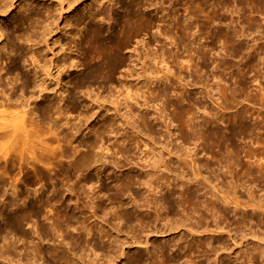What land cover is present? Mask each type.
<instances>
[{
  "label": "bare ground",
  "instance_id": "6f19581e",
  "mask_svg": "<svg viewBox=\"0 0 264 264\" xmlns=\"http://www.w3.org/2000/svg\"><path fill=\"white\" fill-rule=\"evenodd\" d=\"M15 1L17 0H0L2 3L0 13L9 14L14 8ZM53 1L56 2L57 10H62L65 5L71 8L87 0ZM146 1L118 0L116 3L120 4L122 13L113 14V8L105 9L104 6L112 5L114 0H93L92 3H97L100 8L95 10L90 4L91 9L85 15L79 16V22L88 19L83 50L84 69L81 75L65 82L70 87L66 95L64 91L57 94L54 88V91L52 92L51 88L52 93H49L47 77L53 75L50 67H56V86H61L62 80L59 76L66 68V63L70 60L69 65L77 67V62L73 59L63 60L59 65H55L52 60L49 68H46L45 64L40 63L39 52L32 50V65L26 73L22 65L17 63L21 54L12 56L5 52L8 57L0 56V264L2 262L6 264H111L125 254L124 244H137L139 248V244L146 246L144 253L130 257L127 262L130 264H192L194 260L190 256L192 253L196 254L195 259L199 258L196 262L194 260V264H219V260L223 259L220 252L227 249L225 241L221 238L222 234H226L233 240V245L236 243L230 231L226 230V226L229 225V221H226L231 214L235 217V222L241 228L244 237L248 235L255 237L258 245L254 248L252 245L253 251L250 250L249 253L246 252L249 249L245 251L242 246L239 247L245 251L240 255L242 262L239 258H235V263L231 262L232 259L229 261L227 258H230L232 254L228 253L227 261L222 264H254L255 259L264 262V161H262L264 160V136L256 137V143L260 145L258 148L240 146L241 144L237 143L247 136H250L251 140L254 139V129H251L253 127L250 128L243 123L248 115L252 116L254 113L244 106L233 113L206 108L197 100L196 94H186L191 82L183 81L182 75L185 71L193 70L192 84L203 87L200 93L204 96L212 97L211 87L199 74L194 54L190 53V49L205 58L206 53L214 49L215 42L219 39L221 41V37L224 36L226 52L233 59L245 58V64L240 63L238 59L240 64L236 70L235 88L225 84L217 88L219 97L214 99L218 103V109L227 110L230 107H237L244 100L250 102L259 100L264 103V86L260 83L257 94L240 98L251 83L249 76L247 77L248 73L253 72L251 78L254 81L264 77V73L259 71L258 53H252L258 49L264 51V46L255 48L254 44L253 47L251 43V46L249 44L250 41L255 43V35L259 34V31L260 34L257 36L264 38V26L254 18V15L253 17L245 15L244 22L247 26L246 24L241 26L243 28L240 31L236 28L230 29L228 26L225 33L220 29H213L210 48L207 50L203 49L204 46L200 43L198 46H193L192 43L189 45L186 42L187 36L197 38L202 35L203 29H210L215 20L223 22L224 16L219 12L225 8L228 10L231 2L239 6V12L243 11V15L248 7L250 13H256L264 18V0H188L190 5L185 11L199 22L197 33H195L196 24L194 25L193 20L186 21L187 19L182 20L175 16H169L168 27H160L159 33L155 32L154 29L159 28V24L154 17L142 10ZM209 7L211 12H206ZM46 9L44 8V11H47ZM205 12L204 19L200 21L199 14ZM107 13L111 15L109 17L111 23L116 24L117 27L105 34L104 28L93 22L99 15ZM47 16L51 18L50 22L47 20L48 17L42 19L34 13L21 19L23 23L29 24L30 33L23 37L32 46L41 41L44 42L46 49L49 48L46 36L56 21V15L48 12ZM159 20L163 21V18ZM67 25L69 26V23ZM68 34H70L69 31L66 32V35ZM175 34L188 53L186 59L174 55L170 61L166 54H170L171 49L164 47L166 44L162 42V39L169 38L171 43V35L173 37ZM2 35L0 31V37ZM238 36L240 37L238 41H244L241 43H246L245 40L250 39L249 42L247 41L248 44L235 43ZM250 36L252 37L249 38ZM158 43H160L158 51L161 49L159 54L157 50L152 51L151 48ZM127 49L130 51L129 58L127 56L130 60L128 64L124 57V51ZM61 52L66 56L63 50ZM4 61H8V64L5 62L7 64L5 66L2 65ZM221 62L219 63L225 65V68L226 66L234 67V63L231 64L229 61ZM171 63L175 64L176 71L171 70L173 66ZM126 65L128 68L124 69L120 80L121 88L114 87L108 97L101 98L99 94H96V97L90 99L88 96L84 110H79L76 93L86 90L87 95H90L93 91L92 86L88 84L90 79H101L112 83L114 73ZM44 68L47 71H44ZM30 72L31 77L28 76ZM40 72L43 77L39 74ZM171 80H177V84L182 86V89H179V85L175 86L178 95L176 101L170 98L168 89L162 86ZM140 83L142 85L139 86ZM154 83L161 85L159 84L160 86L156 89L151 88ZM141 86L145 88L142 89ZM158 100H163V108L160 110L158 108L159 111L154 110L157 111V114L154 113L156 114L154 120L156 119L157 123L165 127L163 136L167 138V141L164 145H158L159 143L153 140L152 125L155 124L149 122L151 120H149L148 111L144 112L148 110L149 102H153L154 106L158 104ZM133 106H138L141 112L136 120L132 113ZM165 107L172 108L173 120L169 119L170 124H168L178 123L181 131L180 144L177 143L178 138L173 137L174 134L170 131L168 124L166 125L168 116L163 115ZM127 109L130 115L127 114ZM74 113H77L75 118L82 117L86 122L92 119L86 124L87 132L83 135L80 128L71 122ZM200 113L203 116L201 121L198 120ZM261 121L264 124V117ZM136 122H139L146 131L138 129ZM221 123L225 125L222 127ZM121 130L125 132L122 133ZM125 140L134 147L125 145L127 144ZM200 141L204 145L203 149L212 153L215 161H200L198 151L194 149ZM141 147H145L146 150L140 157L136 149L139 151ZM132 148H136L135 151ZM136 153L140 157V162L142 161L141 167H138L140 171L139 169V172L135 169L128 170L127 174L118 177L119 179L116 178L114 184L108 183L111 177L106 173V164H113L114 168L118 169L133 164L137 168L139 161L133 160L137 155L135 157L132 155ZM242 153L247 161L239 158ZM119 154L121 158H117ZM62 158L67 159L71 171L64 167ZM254 158H256L255 163L251 161ZM53 164L60 166L61 175L67 182L72 176L78 178L74 181L76 183L72 182V185L65 189L70 196L69 202L67 203L60 193V188L64 184L55 185L48 197L42 195L33 199H29L28 195L23 197L19 192V185L21 183L24 186L42 184L43 179L51 181L50 174L42 167L51 172L54 170ZM92 167L96 168L95 172L91 169ZM223 168L222 174L217 172ZM23 170L26 175L25 183L21 182L19 177ZM255 173L258 174L256 177ZM35 177H38L37 182L33 179ZM256 181L260 184L263 182V185H259L263 186L262 193H256L259 192L256 191L259 189L257 186L259 183L254 184ZM97 183H99L98 188L95 187ZM253 184L258 188L255 189ZM79 188L84 194L88 190H91L90 193L93 194H96V191L103 193L100 196L111 192L110 197L107 198L109 200L107 213L111 214L113 223H104L107 224L105 227L101 223L104 219L100 220L98 229L101 235L98 237H94V230L99 222L95 220V224L91 225L90 221L96 217L99 218L98 208L106 212L105 202L99 199L95 203L92 199L94 197L89 198L93 194H88L90 200L86 201L87 195L83 197ZM240 189H243L245 193L242 192L246 195L239 194ZM32 190L37 192L36 188ZM126 194L131 200V205L128 204L129 209L124 208L125 205L128 208L127 203H130L125 204ZM98 198L101 197L98 196ZM70 202L74 204L79 215L76 211H68ZM13 207L16 212L15 210L12 212ZM45 209L48 213L43 214ZM79 217L81 218L79 226L71 228V222L77 221ZM30 221L33 225L28 231L24 227ZM45 221L47 223L49 221L50 225L47 226ZM180 227H185L188 234L191 233L198 239L196 237L194 240L187 239V244H184L186 242L184 238L190 235L180 236L184 232L172 242L156 243L154 239L151 241L148 238L151 233H155L156 236L159 233L164 235ZM124 228H126L125 231ZM67 230L71 231L69 239L66 237ZM122 232L125 233L120 237L119 234ZM36 233L37 236L34 238ZM143 233H145V241L138 238L142 237ZM196 233L210 235L203 239ZM56 237L62 238L60 244L54 243ZM102 237L107 241H103ZM240 237L239 239H244L243 234ZM100 239L105 243H101ZM51 241L52 246H43ZM19 242L21 244L17 245ZM29 243H31L30 246H28ZM185 249L188 254L190 253L189 259H183L187 253ZM45 257L53 260L45 262Z\"/></svg>",
  "mask_w": 264,
  "mask_h": 264
},
{
  "label": "rangeland",
  "instance_id": "374dc122",
  "mask_svg": "<svg viewBox=\"0 0 264 264\" xmlns=\"http://www.w3.org/2000/svg\"><path fill=\"white\" fill-rule=\"evenodd\" d=\"M92 1L93 0H87L84 3H81L79 5H74L71 8L67 5H65L64 9H62V10H60L59 8H58L59 10H57L56 2L53 0H17V1H15L14 8L12 9V11L9 14L0 13V31L3 33V35L0 37V49H1L0 50V56L1 57H3L4 55L6 56L7 54L9 55V53L12 56H15V55L18 56L21 54V56H19L21 58H20V60H17V63L20 64V66L22 65L21 67H23L24 72L29 71L31 68V65H32L31 64L32 63L31 52H32V50L33 51L36 50L37 53L39 52V54L41 56L40 57V63L42 65L45 64L46 68H49L52 60H54L55 65L56 64L59 65V64H62L63 60L67 59V61H68L69 58L73 59L75 62H77V67L76 68L71 67L69 65L70 60L68 61V63H66V68L60 73V76H59L60 80H62V82H61L62 85L60 84L61 86H56V83H57V81L55 80L57 77L56 67H54V66H53V68L50 67L53 75H52V77H49V78L47 77L49 93H52L54 90L55 91L57 90V94H59L61 91H64V94L66 95L70 87L67 86L65 82H69L75 76L81 75L83 72V69H84L83 61L85 60V54L83 53V50L85 49L84 39L86 38V33H87L86 29H87L88 19L86 21H83V22H79L78 19H79L80 15H85L86 12L91 9L90 4L92 5V8L95 10L100 8L97 3H95V2L92 3ZM116 1H118V0H114V3L112 5H105L104 7H105V9L113 8V14H121L122 10H121L120 4L116 3ZM187 1L188 0H147L145 2V7H143L142 10L146 14H148V15L150 14V16L154 17L157 24H159V28L156 27L154 29L155 32L159 33V31H160L159 29H161L160 27H163V28H164V26L168 27L167 24H168L169 16L170 17L175 16V17H178L182 20L187 19L186 21L193 20L194 25L196 24V26H195V31H196V30H198L199 26H197V24L199 22L195 21L193 19L194 18L193 15L188 14V11H185L186 7L188 5H190V4H188ZM1 5H2V3L0 2V7H1ZM44 8H47L46 9L47 11H44ZM56 10L59 13H57ZM48 12L56 15L55 16L56 21H54L50 31L47 34L48 36H46L47 37L46 39H48V41H49V46H48L49 48L46 49L44 42H41V41L39 44L32 46L30 43L26 42L24 40V37H23L24 35L30 33L29 24H28V22L23 23L21 21V19L27 17L31 13L36 14L38 17H40L42 19H47ZM206 12H211V8L209 7L208 9H206ZM206 12L199 14L198 19L200 21L204 19ZM237 12H239V6L235 2H231L230 6L228 7V10L225 8L224 10H221L219 12L220 15L224 16L223 22H219L218 20H215V22L213 24H211V26H210L211 28L210 29L208 28L207 30L203 29L204 31L203 30H202L203 32L201 31L202 35L198 36L197 38H195L194 36H190V37L187 36L188 40H186V42H188L189 45L192 43L193 46H198V44L200 43L201 45L204 46L203 49L207 50L208 48H210V43H211L210 37L212 35L211 32L213 29H215V30L220 29L223 33H225L227 31L226 29H228L227 28V26H228L230 29L236 28V30L240 31V29L243 28V27L241 28V26H245V24L247 26V23L244 22V19L246 16L247 17H249V16L253 17V15H254V18L258 19L257 21L259 23H261V25L264 26V18H262L261 16L259 17V15H257L256 13H250L248 10V7L245 9L244 15H243V11H240L239 13H237ZM241 13H242V15H241ZM238 15H239V17H238ZM110 16L111 15L108 13L103 14V15H99L96 19H94V22H93L95 25L100 26L101 28H104V30L106 31L105 34H107L108 32H110L111 30H113L114 28L117 27L116 24H112L111 20H109ZM161 17L163 18V21L159 20ZM241 18H243V19L240 22ZM47 20H48V22H50L51 18L48 17ZM68 23H69V26L67 25ZM243 23H244V25H243ZM67 31H69L70 34L66 35ZM175 31L176 30H174V32ZM195 33H197V31ZM258 33L260 34V31ZM259 34H257V35H259ZM172 35H171V43H169L170 42L169 38L162 39V42L163 43L165 42V44H166V46L164 45V47H166L167 49H171V53L166 54V57L170 61H171V59H173L174 55H178L179 58L186 59L188 52L185 49L184 44H182L180 42V38L177 37L176 34L173 37H172ZM257 35H255V41H254L257 44V46L252 41L249 42L248 40H250V39L245 40L246 43L247 44H248V42H249V44L251 43L252 47L254 44L255 48L263 47L264 46V38H260L261 36H257ZM251 37L252 36H250L249 38H251ZM238 39H240L239 36L237 37L235 43L244 42V41L240 42V41H238ZM219 40H217L215 42L214 49L209 50L208 53H206L205 58L200 56V54L195 53L194 51H191V49H190V53H192V55L194 54V61L199 68L198 69L199 74L201 75V77L204 78V81L206 83H208L209 87H211L212 97H208L206 95L204 96L203 93L202 94L200 93L203 90V87H200L199 85H193L192 84L193 83L192 78H194L193 77V72H194L193 70H188V71H185L182 73L183 78H184L183 81L188 80V82L190 81L192 84V85L189 84L188 88L190 90L188 89L186 94H196L198 101H200L202 104H204L206 106V108L212 109L214 111H224L225 113H233L236 110L240 109L242 106L249 108V110L254 114L252 116L248 115V117L243 120V123L246 124L250 128L253 127L251 129H254V135H253L254 139L251 140L250 136H247L245 139L239 140L237 143H239V145L241 144L240 146L247 145V147L250 146L251 148H258L260 145H258L256 143V137H259L261 135L264 136V124H262L263 121H261L262 118L264 117V105H263L264 103H263V101L260 102L259 100L258 101L256 100L254 102H250V101L244 100L237 107H232V108L230 107L227 110H219L218 109V103L214 99V98L219 97V93L217 90V88L219 86L224 85V84L227 85L228 87L234 86V83L237 82V77H235L236 73H237V71H236L237 66L240 63L245 64V61H244L245 58H243V59L238 58L241 61L240 62V61H238L237 58L233 59L229 56V54L225 50L226 45H224V44H226L225 43L226 40H225L224 36L221 37V41H219ZM191 41H193V42H191ZM194 41H196V42H194ZM198 41H200V42H198ZM246 43H241V44H246ZM251 44H250V46H251ZM30 45L33 47L32 49H31ZM261 45H263V46H261ZM159 46H160V43L152 45L151 46L152 51H156V50L158 51ZM193 46H190V47L192 48ZM62 50L64 51V54H66V56L62 54V52H61ZM159 52H161V49L158 51L157 54H159ZM41 53H42V55H41ZM67 53H68V55H67ZM252 53L253 54L258 53L259 69H260L259 71H260V73L263 74L264 73V51L261 49H258ZM195 54L199 55L200 57L195 55ZM8 55H7V57H8ZM129 55H130V51L128 49L125 50L124 51V57L127 59V61H126L127 64H128V62H130V60H128ZM5 56H4V58H6ZM127 56H128V58H127ZM141 59L143 60L142 53H141ZM225 60L227 62L229 61V63H231V64L234 63V67L227 68V66H226V68H225V65H221L219 63L220 61H222L224 63ZM5 62L8 64V61H4V63H2L3 66L7 65ZM9 65H12V64H9ZM172 65L174 66V68L172 66L171 70L176 71L177 68H175V64H172ZM235 65H236V68H235ZM46 68H44V71H47ZM126 68H128V65L122 67L121 69H119L117 72L114 73L113 78H112V83H108L107 81H105V80L103 81L101 79H97V80L90 79L88 84L92 86L91 90L93 89V91L90 92V95H87L88 93L86 90H83L82 92L77 91L78 93H76L77 94L76 96H77L78 102H79V110H81V111L84 110L85 105L87 104L88 96H90L89 97L90 99H93L94 97H96V94H99L101 96V98L102 97H108L111 93V90L114 87L121 88V81L120 80H121L122 73H123L124 69H126ZM26 73H28V72H26ZM39 74L41 75V77H43L42 72H40ZM252 74H253V72L247 74V77L249 76L251 83L247 87V89L244 91L245 93L244 92L242 93L243 95L240 98H243V96H245V95L254 96L255 94H257V92L259 90V88H258L259 83L261 84V86H264V77H262L261 79H258L257 81H254L251 78ZM31 75L32 74L30 72L28 74V76L31 77ZM53 76H54V78H53ZM41 77H39V78H41ZM64 83H65V85H64ZM159 84L160 83H158V84L154 83V84H152L151 88L156 89L157 87H159L161 85V84L160 85ZM140 85H142V83H140L139 86ZM176 85L177 86L179 85V84H177V80L176 81L175 80L167 81L162 85L163 87L168 89V91L170 93L169 96L173 101H176L178 99V95L176 94V91H175ZM178 87H179V89H182V86L179 85ZM235 87L236 86H234V88ZM51 88H52V92H51ZM53 88H54V90H53ZM141 88L144 89L145 87L141 86ZM145 91H146V89H145ZM145 94L147 96L146 92H145ZM152 103L153 102H149V104H148L149 108H148V110L144 109L145 110L144 112L148 111L147 113H149V115H148L149 120H151L149 122L150 123L152 122V124H155V125L151 124L153 126V129H154V132H153L154 134L152 133V135H151L153 140L156 143H159L158 145H162V144L164 145L167 141V138H165V136H163L165 127L161 126V124L157 123V121H155L156 119L154 120V116L156 117V114H157V111L155 112L154 110H158V108L160 110V108H163V106H162L163 100H158V104H156L157 103L156 102L155 103L156 105H154V106ZM186 104H187L186 100H184V105H186ZM92 106H94V105H92ZM171 109L172 108H166V107L164 108L163 115L168 116V120L166 121L167 122L166 125L169 123V119L173 120ZM123 110H122V112H124ZM139 110L140 109L138 108V106L137 107L133 106V108H132V113L134 114L133 117L135 116V120L138 118L139 114L141 113V112H139ZM126 112H128V109L126 110ZM154 113H156V114H154ZM127 114L130 115L129 112ZM75 115H77V113H74L72 115V121L71 122L74 123L77 128H80V131H82V135H83L85 132H87V129H85L86 124L90 123L92 121V119H90L89 121L86 122L82 119V117L81 118H75L74 117ZM257 115H259V117ZM199 116L200 117L198 120L201 121L203 116L201 115V113L199 114ZM169 124H168V126L170 128V131L172 132V134H174L173 137L178 138L177 143L180 144L181 131L178 127V123L174 122L172 125H169ZM136 125H138V129H140L141 131H143V132L146 131L142 126L139 125V122H136ZM224 125H225L224 123H221L222 127ZM212 127H214V126H212ZM75 130L76 129H74V131ZM121 132L124 133L125 131L121 130ZM118 137L120 138L119 135H118ZM126 141L127 140H125V142ZM120 143H122V141ZM126 143L127 144H125V145H128L129 147H134V145H131L130 143L128 144V142H126ZM191 147H193V145H191ZM203 147H204V145L201 144V141L198 142L197 147H195V148L193 147L194 149H197L198 158L200 159V161L201 162H206V160L211 161V162L215 161V158L214 157L212 158V153H210L209 151H205L203 149ZM135 149L132 148V150H134V151H135ZM140 150H142V151H140ZM145 150H146L145 147L144 148L141 147L139 149V151L136 149L138 154L140 153L139 154L140 157L143 155V153H145ZM132 153H134V152L132 151ZM243 153H242V155L240 154L239 158L242 161L243 160L247 161V159L245 157H243V156H245ZM138 154L137 153L132 154V155H134V157L137 155V157L135 159H133V160L139 161L138 162L139 165L137 166V168L134 167L133 164L132 165L128 164L127 166L125 165V167L118 169V168H114L113 164L111 165V164L107 163L106 164V166H107L106 173L108 176L111 177L107 182L112 185V184H114L113 182H116V181H114L116 178L119 179L120 176H124L125 173L127 174V172H129L130 170L135 169V171L136 170L138 171V169H139L138 167H141L140 165H142L141 164L142 161L140 162V160H139L140 157L138 156ZM119 157H120V154L117 155V158H119ZM62 161H63L64 167L67 168L69 171H71V169L69 168V164L67 162V159L62 158ZM251 161L253 163H255L256 158L252 159ZM262 161H264V160H262ZM95 164H93V166L96 167L97 164L96 165ZM53 166H54V170L51 172L47 171L46 169H44V167H42L43 170L48 172L50 174V177H51V181L50 180L45 181L44 179L42 180L41 183L43 184V186L40 183H37L36 185H28V186H24L21 183L18 188H19V192L22 194V196L24 197V196L28 195L27 197H29V199L36 198L39 195H42L44 197H48L51 195L52 190L55 187V185L64 184L60 188V193L62 194V198L64 200H66L68 203L69 202L68 199H70L69 198L70 196L65 189L67 187L71 186L72 182L77 181L76 179H78V178L77 177L75 178L74 176H72L71 180L67 182L63 178L64 176L61 175L60 166L58 167L57 164H56V166H55V164H53ZM132 166H133V168H132ZM95 167L91 168L92 170L94 169L93 172L96 171ZM215 167L217 168V166H215ZM222 170H224V168L217 170V172L222 174ZM139 171H140V169H139ZM115 175H116V177H114ZM257 175L258 174L255 173V177ZM188 176L189 175H187V177ZM19 177L21 178V182L25 183V179H26L25 170H23V172L19 175ZM37 178L38 177L33 178L35 182L38 181ZM74 183H76V182H74ZM254 184H256V185L258 184L257 186H259V185H263V182L260 184L259 181H256ZM98 185H99V183H97L95 185V187L98 188ZM256 185L253 186V187H256L255 189L258 188ZM262 187L263 186H259V189L256 190L259 192H256V193H262V191H261ZM33 188H36L37 192H33V190H32ZM78 190L80 191V193L83 191L82 189L80 190V188ZM164 190L162 192H164ZM88 191L86 194H84L82 192L83 197H85L87 195L85 197L86 201L90 200L89 198L94 197L92 199H94L93 201H95V203L97 201H99V199H101L100 200L101 202H103V203L105 202L104 207L106 208V212H102L100 210V208H98L97 215L100 219L96 217L95 219H91V221H90L91 225L95 224L94 223L95 220H97V223L99 222L97 225V228L95 227L96 229L94 230V232H95L94 237H98L99 235H101V233H99L100 230L98 229V227L100 226V220L104 219V220H102L103 222L101 221V223L104 226L105 225L107 226V224H104V223H108V222L113 223V218L111 217V214L107 213V211H109V208H108L109 207L108 206L109 200L107 198L110 197L111 192H109L108 194H105L104 196H100L103 193L100 194L99 192L97 193V191H96V194L95 193L93 194L92 192L90 193L91 190L89 192ZM242 191H243V189H240L239 194L246 195V194H244L245 191H243L244 193ZM88 194L89 195L93 194V196L92 195L89 196ZM144 195L145 194L143 193V196ZM88 196H89V198H88ZM98 196L101 198H98ZM86 198H88V199H86ZM124 201H125V204L127 202H130V203H127V205L128 204L131 205L130 197H128L127 194H126V196H124ZM20 203H22V200H20ZM69 204H70L69 207H67V208H69L68 211H70V212L76 211L79 215V212L77 210H75L74 204L71 202ZM129 205L127 206L128 208H126V205L124 208L129 209ZM14 210L15 209L13 207L12 212H14ZM142 210H144V209H142ZM15 212H16V210H15ZM46 213H48V211L46 209H45V211L43 210V214H46ZM231 216H232V214L229 216V218L226 221V222H228V221L230 222V223L228 222L229 225H227V223H226V225H227L226 230L230 231V233L232 234V239L235 240L236 243L235 242L234 243L236 245L235 244L233 245V240L228 238V236L226 234H222L221 238L225 241V245L227 246V249H225V251L220 252V255L222 254L221 258H223V259L219 260L220 261L219 264H222V262L227 261V259H229V261H231L230 259H232L231 262L235 263V258H239L240 262H242L243 259L241 260L242 256H240V255H242V252H245L246 250L249 249L248 251H246L247 253H249L250 250L253 251L254 246L258 245L257 239H254L255 237H252V236L250 237L249 235L244 237L245 236L244 233H242L241 228L239 226H237V223L235 222V217L234 216L231 217ZM98 219H99V221H98ZM80 220H81V218L79 217V218H77V221L76 220L72 221L71 222L72 223L71 228L74 226H79ZM30 223H31V221L29 222V224L25 225L24 229H26L28 231L31 230V228H32L31 225H33V224H30ZM48 223H49V221H48ZM48 223H47V221H45V224L47 226L50 225ZM236 227H238V228H236ZM184 229H185V227L184 228L180 227V229L178 228L176 231L174 230L173 231L174 233L171 232V233H167L164 235L163 234L161 235L159 233V235L157 234L158 237L156 236L155 233L154 234L151 233V234H149L150 236L148 235L149 236L148 238L151 241L154 239L153 241L156 243H162V242H168V241L172 242V241L177 240V238L179 237V234L184 232L183 233L184 235L182 234L180 236H186V235L190 234L189 236H187L188 238H186V237L184 238L186 241L184 244H187L189 239L194 240V237H196V236L195 235L192 236L191 233L188 234V232H186V229L185 230ZM68 230H67L68 234L66 233L67 234L66 237H68V239H69V238H71L69 236L71 231L68 232ZM123 230L125 231L126 228H124ZM32 231H36V229L35 230L32 229ZM32 231H30V232H32ZM185 232L187 234H185ZM124 233L125 232L120 233L119 236L122 237ZM144 234L145 233H143V235L141 234L142 237L141 236L138 237L139 239L142 238V240L140 239L141 241H145V239H144L145 235ZM242 234H243L244 239H239L240 236L242 237ZM196 235L197 236L201 235V237L203 239H205L206 236H208L210 234L205 235V234H200V233L197 234L196 233ZM216 235H217V233H216ZM35 236H37V233H36V235H34V238H35ZM71 236H73V234ZM102 238H103V241H105V242L107 241V239H104V237H102ZM105 238H107V237H105ZM61 239H62L61 237H56V239H54V243L56 242L55 244H60ZM120 239H122V241H124L123 238H120ZM196 239H198V237H196ZM103 241L101 243H105ZM126 242H127V240L125 241V243ZM255 242H256V244H255ZM20 244L21 243L19 242L17 245H20ZM52 244H53V242L51 241L49 244L45 243L43 246L46 245L45 247H50V246H52ZM260 244H263V243H260ZM30 245H31V243L28 244V246H30ZM252 245H253V248H252ZM138 246H140V248L137 247V244H135V245L134 244H131V245L130 244H126V245L124 244L123 247H124L125 254L120 257L121 260L119 259L118 261H114L113 263L115 264V262H116V264H130V263H127L128 260L130 259V257L132 258V257L139 256L140 253L142 254V252L145 251L144 249L146 246L140 245V244ZM241 246H242L243 250H245V251H242V248L241 249L239 248ZM185 251H186V249H185ZM186 252L187 253L185 256H183V259H189L190 258L188 256V255H190V253L188 254V251H186ZM238 252H240V253H238ZM228 253L232 254V255L230 254L231 255L230 258H227L228 256H226V254H228ZM194 255H196V254L192 253L190 256H192L196 262V261H198L199 258L195 259ZM143 256L145 257V255H143ZM224 256H226V257H224ZM48 258L49 257H45L44 261L48 262L50 260V262H51L53 260L52 258H51L52 260L50 258L49 259ZM194 260H193L192 264L195 263ZM258 260H260V259H258ZM258 260L255 259V262H257L256 264H264V262H261ZM4 262H6V261H4ZM255 262H254V264H255ZM113 263H111V264H113ZM1 264H6V263L2 262ZM201 264H203V263H201Z\"/></svg>",
  "mask_w": 264,
  "mask_h": 264
}]
</instances>
